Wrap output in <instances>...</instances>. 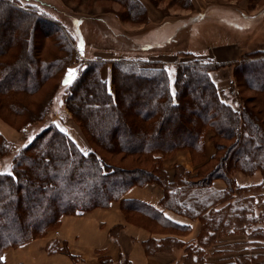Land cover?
I'll use <instances>...</instances> for the list:
<instances>
[{"label":"trees","instance_id":"trees-1","mask_svg":"<svg viewBox=\"0 0 264 264\" xmlns=\"http://www.w3.org/2000/svg\"><path fill=\"white\" fill-rule=\"evenodd\" d=\"M126 2L128 4L125 1L123 4L132 19L135 18L133 13H138L136 17L145 15L137 0ZM19 3L18 0H0V42L4 39L2 33L11 30L7 45L0 51V58L5 56V61L0 60V80L4 82L7 74L14 78L22 66L29 64L27 43L31 35L28 31L32 27L30 20L36 21L37 17L22 13ZM19 17L26 21L20 27H13V19ZM136 20H140L139 17ZM140 21L145 22V16ZM147 45L132 52H144L150 49ZM12 46L16 51L6 60V51ZM68 58L65 59L63 52L62 58L55 60V66L35 59L33 63L38 68L35 70L37 75L34 73L35 81L24 86L5 84L0 88V106L3 107L9 98L26 118L36 114L42 118L45 114L42 108L33 114L17 103L13 95L15 92H36L60 62L63 75L70 68L64 66L69 62ZM122 61L111 64L113 96L99 77V63L81 64L82 70L75 66V79L68 84L64 104L84 133L91 137L93 145L111 154L135 156L138 162L151 164V168H120L107 162L95 149L84 155L62 131L54 126L47 127L19 152L12 175L0 176V257L8 249L45 236L46 230L59 224L62 216L105 208L111 202L119 201L130 187L145 184H155L163 189L161 207L199 222L200 232L194 243H174L181 245L185 258L190 252L199 250L203 254V262L199 264H212L206 262L207 258L225 259L229 252L211 245L221 244L218 240L227 236L242 235L243 207L238 201L243 187L237 186L221 171L224 164H228V170L249 175L259 172L264 177V110L257 108L264 100V53L248 55L236 64L233 73L238 89L245 86L257 93V104L254 99L252 102L251 98H242L237 85L228 92L233 100L223 101L209 75L219 67L217 65L192 62L178 66L174 89H171L166 68L157 66V61L152 58L135 57L132 61ZM237 69L244 73L242 80ZM257 76L263 81H256ZM249 78L255 83H250ZM128 109L135 111L132 113ZM100 128L113 138L111 143L100 139L97 133ZM207 132L212 133L211 141L215 146V154L209 161L217 160L212 173L200 181V170L191 176L176 168L174 178L168 182L161 159L178 148L202 157ZM117 138L120 144L115 141ZM219 141H231L223 156L218 154L224 148ZM2 147H5L4 140L0 151ZM216 179L223 180L225 188L215 192L214 201L210 203L208 197L198 200L199 193L211 189ZM25 190L31 195L24 197ZM73 191L80 197L66 202ZM48 196H53L54 204L49 202ZM121 211L127 219H141L150 232H157V219L163 221L156 209L138 202L122 200ZM246 222L250 225L256 220L249 218ZM163 226L166 228L167 224ZM241 241L237 238L231 242ZM150 246L155 248L156 243ZM122 264L128 262L124 260Z\"/></svg>","mask_w":264,"mask_h":264},{"label":"rangeland","instance_id":"rangeland-1","mask_svg":"<svg viewBox=\"0 0 264 264\" xmlns=\"http://www.w3.org/2000/svg\"><path fill=\"white\" fill-rule=\"evenodd\" d=\"M18 1L20 2L22 13L26 15L33 14L37 17L36 21L30 20L32 27L28 31L31 38L27 43L29 55L27 62L34 65L35 63L33 62L37 59L39 62L49 63L52 66L54 64L57 65L55 60L61 59L64 52L65 59L69 57V62H65L64 66H70V68L62 75L63 70L60 69L62 63L60 62L61 65L58 64L57 68L49 74V78L40 84L38 90L32 94H22L14 91L13 96L15 97L13 99H16V102L23 106L24 109L26 108L31 113L36 114L37 110L42 108L45 111L42 118L38 114L26 118L22 113L23 111L14 106L9 98H6V103L4 106L2 105L3 107L0 106V144L2 140L5 142V147H2V151H0V172L2 173L13 172L15 158L27 143L47 127H56V125L63 130H68L74 137L73 139L79 141L81 146L78 145L85 152H91L95 149L107 162L120 168H135L138 166L150 169L151 164L138 162L135 156L124 157L118 153L111 154L92 144L91 137L84 133L79 123L73 119L64 104L69 90L68 84H65L64 81L69 70L75 69L77 72L75 66L82 70L81 64L92 61L101 65L99 70L100 77V71H102L103 67L108 64L111 66L115 61H132L135 57H141L142 59L152 58L157 61V66L166 68L169 84L171 89H174L175 71L178 66L186 63L192 64V62L200 64V58H197L196 54L208 53L211 48L208 46L210 42L215 47L233 43L234 27L231 24L238 22L233 20L234 15L237 16L238 14L237 12L234 13V10L244 12L246 15L264 11V0H137L142 6L143 12H145V22H142L140 20L144 16L140 17L139 15L140 20H136L138 13H133L134 19L130 17L132 14L129 13L126 5L123 4L124 1L128 4L126 0L121 2L115 0ZM217 11L221 12V16H224V14L228 15L225 20L231 21V24L215 18L219 14L213 16L215 19H212L210 13L213 12L215 14ZM13 21V27L14 25L15 27H20V24L26 20L19 17L14 18ZM242 22H244L242 23L243 25H246L250 20L243 19ZM248 32L247 36L243 37L248 40L247 42L264 43V39H249L251 35L250 31ZM9 33H11V30L8 29L2 33L4 39L0 42V51L7 45ZM146 44H148L146 47H150V49H145L144 52H132V50L143 49L142 47ZM127 49L131 50L126 51ZM15 51L16 49H13V46L9 50L7 49L6 56H8L6 60H9L11 53ZM4 57H1L0 60L5 61ZM242 60H245V58ZM202 63L205 64L206 62ZM29 64L22 66L20 71L14 75V78L9 77L7 74L5 82L0 80V83L2 82L0 88L8 83L24 86L28 82H34V73H36L38 68L35 67L37 65H32L34 67L32 68ZM236 64L238 63L228 65L233 67L232 75ZM39 70H42V68ZM237 72L242 80L244 73L239 69H237ZM261 80L263 81L261 77L257 76L256 81L261 82ZM249 82L255 83L250 78ZM236 85L238 89V83H234L232 88L236 87ZM110 86H112V83ZM230 87L226 93L227 96L225 95L223 98L225 102L233 100V97L228 94ZM112 88L114 87L112 86ZM239 89L238 91L242 94V98H251L249 100H252V102L254 99L257 104V101H259L257 100V93L247 89L245 86ZM6 97L9 96L6 95ZM257 106L258 110H264V100L263 104H258ZM128 110L131 112L135 111L134 109ZM62 132L65 133V131ZM97 133H99L101 140L111 143L113 138L107 136L103 129L100 128ZM65 135L68 137L66 133ZM115 141L120 144L119 138L115 139ZM219 142L224 144V148L218 153L219 156H223L231 141ZM211 143L215 150L214 143L212 141ZM177 151L189 152L192 164L196 167L195 170H200V181L206 178L209 173H212L216 166L217 160L204 161L203 156L199 157L190 150L183 148L174 150L166 155L165 158L173 156ZM227 165L224 164L225 167L221 172L233 180L237 186L243 187L238 201L243 207L242 235L230 236L229 238L239 239L240 237L242 241L234 244L233 242H223L211 245L218 250H224L229 253H227L225 259L207 258L206 262L208 260L212 264H264V177L259 172L249 175L238 172L235 169L228 170ZM216 180H220L224 184L223 180ZM215 194L213 187H211L207 191L200 192L198 200L208 197L207 199L212 203L216 198ZM22 195L27 197L31 193L25 190ZM79 197L80 194L73 191L66 202L69 203V201ZM48 200L51 204L55 203L53 196H48ZM249 218L256 220V222L248 225L246 221ZM125 219L127 222L147 229L141 219L134 217ZM58 227L59 224L48 228L45 235L57 230ZM155 231L157 230L155 229ZM161 231L174 235L183 233L170 227ZM170 247L181 248V245H176L173 239H169L162 244V247L157 249L164 248L169 251L167 253H172L175 248L170 249ZM200 253L199 250H194L186 258L182 256L181 259L176 260L175 264H199L200 261L203 262V254L201 253L202 256L200 255V257ZM229 254H231V257H229ZM239 256L240 259L238 260L237 257Z\"/></svg>","mask_w":264,"mask_h":264},{"label":"crops","instance_id":"crops-1","mask_svg":"<svg viewBox=\"0 0 264 264\" xmlns=\"http://www.w3.org/2000/svg\"><path fill=\"white\" fill-rule=\"evenodd\" d=\"M233 12L238 13L237 16L234 15L233 17V20L238 22L233 24L231 21L229 23L225 20L228 15L221 16V12L218 11L215 14L210 13L212 19H220L234 27L233 43L215 47L210 42L208 46L211 48L208 53L196 54V57L200 58V62L219 66L212 70L209 75L222 100L225 95L227 96L229 86L234 85L233 67L228 65L239 63L250 54L264 53V43H249L246 38H243L250 31L249 39H264V11H257L248 15L239 10ZM216 14L219 15L213 18ZM243 19H249L250 22L243 25ZM110 72L111 66L108 64L100 71V79L106 83L108 93L113 96L114 88L110 86ZM56 127L61 131V127L57 125ZM63 131L84 154L85 151L81 149L79 141L73 139L74 137L68 130ZM211 137V132L205 134L204 161H209L215 154ZM161 166L168 182L174 178L176 168L187 171L191 176L196 174V167L192 164L190 154L187 151H177L169 158H162ZM212 187L215 192L216 190L222 191L225 184L220 180H215L212 182ZM163 197V189L155 184L130 187L119 201H113L105 208H94L82 214L62 216L57 230L4 251L2 254L4 257L3 264H122L124 260L128 264H175L176 260L183 255V249L170 247V249H175L172 253H167L169 251L166 249L161 248L159 250L156 247H161L169 239H173L174 243H194L200 232V224L195 219L161 207ZM122 200L138 202L156 209L157 213L163 217V221L157 219V232H150L144 227L127 222L121 211ZM163 224H167L166 228L170 227L173 230L183 232V235L163 233L161 231L165 229ZM231 241L235 242L236 238L218 240L222 243ZM155 243V248L150 246L155 245Z\"/></svg>","mask_w":264,"mask_h":264},{"label":"snow or ice","instance_id":"snow-or-ice-1","mask_svg":"<svg viewBox=\"0 0 264 264\" xmlns=\"http://www.w3.org/2000/svg\"><path fill=\"white\" fill-rule=\"evenodd\" d=\"M75 72H76L75 69L69 70V72H68V74H67V76L65 78V81H64L65 84H69V83H71V81L73 79H75V75H74ZM174 97H175V93H173V98ZM61 131H63V129H61ZM87 154H88L87 152L84 153V155H87ZM3 175H9V176H11L12 173L11 172H8V173H2V172H0V176H3ZM3 260H4V257H0V261H3Z\"/></svg>","mask_w":264,"mask_h":264}]
</instances>
